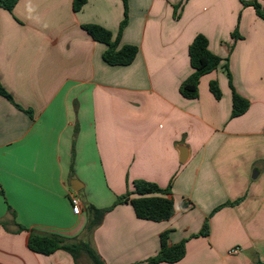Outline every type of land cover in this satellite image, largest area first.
Here are the masks:
<instances>
[{
	"label": "crops",
	"instance_id": "crops-1",
	"mask_svg": "<svg viewBox=\"0 0 264 264\" xmlns=\"http://www.w3.org/2000/svg\"><path fill=\"white\" fill-rule=\"evenodd\" d=\"M73 3L0 8V83L12 98L0 95V264H77L66 251L32 252L33 230L89 242L105 264H147L164 233L187 241L174 264H264V21L240 0H127L119 47L139 52L115 67L83 26L116 39L123 0H87L79 12ZM198 35L223 62L190 100L180 87ZM228 71L250 103L236 118ZM135 181L172 182L174 217L142 220L119 204L97 222L93 207L112 208Z\"/></svg>",
	"mask_w": 264,
	"mask_h": 264
},
{
	"label": "trees",
	"instance_id": "trees-1",
	"mask_svg": "<svg viewBox=\"0 0 264 264\" xmlns=\"http://www.w3.org/2000/svg\"><path fill=\"white\" fill-rule=\"evenodd\" d=\"M18 2L19 0H0V8L12 12ZM123 2L125 5V19L121 24L120 33L116 39H113V35L110 31L101 26H83V29L87 31L95 41L107 46V50L103 55L104 61L108 65L115 67L131 65L135 61L139 52L136 46L124 45L119 47L121 33L128 23L127 0H123ZM86 3L87 0H74V11H81ZM240 3L243 8L252 7L256 15L264 21V0H240ZM232 38L234 40L241 38L237 29L233 32ZM189 57L193 73L181 85L180 93L184 98L193 100L197 99L199 96L200 79L203 76L216 71L221 66L223 60L209 50V41L204 35H198L194 39L189 47ZM228 76L233 91L232 117L236 118L247 112L250 103L235 91L229 71ZM210 90L216 99L222 97L218 82H212L210 84ZM0 95L12 100L2 87L1 83ZM171 188L172 182L166 189H163L154 183L135 181L134 191H129L125 195L120 196L112 208L107 210H97L93 207L96 220L99 222L106 212L112 210L119 204H130L139 219L153 222L168 221L175 215V206ZM9 211H12L11 207H9ZM19 230L27 231L21 226H19ZM209 233L210 227L208 221H206L199 236L207 237L209 236ZM186 243L187 241L184 240L178 244H170L169 233L162 234L161 249L156 256L148 260L147 264H174L181 261L186 255ZM28 247L32 252L45 256L53 255L57 251H66L74 258L77 264L82 255H86L91 264H105L89 242L68 239L59 234L44 233L34 230L30 231ZM260 264L262 263L260 262Z\"/></svg>",
	"mask_w": 264,
	"mask_h": 264
},
{
	"label": "built area",
	"instance_id": "built-area-1",
	"mask_svg": "<svg viewBox=\"0 0 264 264\" xmlns=\"http://www.w3.org/2000/svg\"><path fill=\"white\" fill-rule=\"evenodd\" d=\"M71 206H72V212L74 215L79 216L82 213V203L79 197L77 196H71ZM239 251L237 249H234L231 251V254H237Z\"/></svg>",
	"mask_w": 264,
	"mask_h": 264
},
{
	"label": "water",
	"instance_id": "water-1",
	"mask_svg": "<svg viewBox=\"0 0 264 264\" xmlns=\"http://www.w3.org/2000/svg\"><path fill=\"white\" fill-rule=\"evenodd\" d=\"M186 159H187V155H186V154H184V156H183V158L181 159V161H182V162H185V161H186ZM74 190H75V188H74Z\"/></svg>",
	"mask_w": 264,
	"mask_h": 264
}]
</instances>
